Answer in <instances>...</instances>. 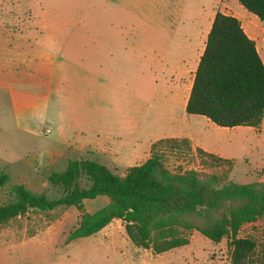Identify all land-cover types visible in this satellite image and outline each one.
<instances>
[{"label": "rangeland", "instance_id": "1", "mask_svg": "<svg viewBox=\"0 0 264 264\" xmlns=\"http://www.w3.org/2000/svg\"><path fill=\"white\" fill-rule=\"evenodd\" d=\"M230 2L4 0L0 25L35 35L53 25L47 34L63 42L59 47L65 66L52 88L46 135L31 136L22 124L19 129L8 96L0 97V174L10 176L0 190V205L13 200V184L49 199L62 197V189L48 178L63 172L67 160H88L81 151L84 146L135 155L161 138L188 140V145L157 151L172 174L215 175L217 187L264 181V119L258 129H229L188 115L182 94L188 93L189 77L178 82L194 64L193 52L203 43L197 42L199 32L207 27L213 9L217 12ZM259 39L264 40V29ZM79 40L87 41V46L83 48ZM205 148L232 163L211 166L199 156L198 149ZM145 155H152V147ZM110 170L120 177L128 171ZM82 186H87L85 180ZM108 202L106 197L85 200V211L95 213ZM80 215L74 207L29 210L0 225V264H232L226 239L215 244L194 232L188 245L155 255L132 244L117 219L99 233L70 243ZM246 236L254 237L259 248L264 246V217L243 227L240 237Z\"/></svg>", "mask_w": 264, "mask_h": 264}, {"label": "trees", "instance_id": "2", "mask_svg": "<svg viewBox=\"0 0 264 264\" xmlns=\"http://www.w3.org/2000/svg\"><path fill=\"white\" fill-rule=\"evenodd\" d=\"M237 1L264 22V0ZM185 111L221 128L258 129L262 125L264 62L236 17L216 12ZM181 143L188 145V140L167 138L153 143L152 155L129 168L125 177L95 160H69L63 172L48 178L53 187L63 191L57 199L13 184V200L0 205V225L29 210L74 207L81 220L69 242L91 237L117 219L124 223L132 244L155 255L188 245V236L197 232L215 244L226 239L232 264H264V246L259 248L252 236L240 237L245 225L264 217V181L217 187L215 175L196 171L172 174L157 151L161 147L175 149ZM198 153L211 166L232 163L201 149ZM9 182L10 176L1 173L0 190ZM98 197L108 198V204L87 213L84 201Z\"/></svg>", "mask_w": 264, "mask_h": 264}, {"label": "crops", "instance_id": "3", "mask_svg": "<svg viewBox=\"0 0 264 264\" xmlns=\"http://www.w3.org/2000/svg\"><path fill=\"white\" fill-rule=\"evenodd\" d=\"M3 1L4 0H0V11L3 10ZM213 1H215L216 4L220 3L222 0ZM230 1L231 4L220 9L219 12L236 17L241 22L245 33L255 42L257 51L264 62V57L261 55V51L264 50V40L259 39L260 32H263L264 29V26L261 24L264 22L260 21L256 16L249 15V12L240 4H237L236 1ZM10 8L12 10L14 8L13 5H11ZM44 14L49 17L45 12ZM215 14L216 12L213 9L208 19L207 27H203L204 29H202L204 31L201 29L199 32L197 42L202 39L203 43L199 49H197L198 45H196V49L192 55L194 64L188 68L183 75L178 77V82L184 79V76L189 77L188 93L186 95L182 94L185 106L193 85L194 74L200 57L204 52L207 36L211 29ZM53 29L54 26L51 25L44 34L35 35L32 32L27 34L26 31H21L18 28L0 25V97L4 95L8 96L9 105L17 121V127L20 129L22 124V130L35 137L40 136V134L46 135L50 131L47 128H43L47 121L50 96L52 88L58 80L57 72L60 74L65 66V63H63L64 61L61 59V57H63V52L59 47L63 42H61V39H59L57 35L47 34V31L51 33ZM87 44V41L79 40V45H82L83 48L86 47ZM91 45L94 47L95 43L91 41ZM79 53L81 52L79 51ZM41 127L43 128L42 130H40ZM181 135H184V133ZM161 139L151 141L149 146L139 149L136 151L135 155H120V151L110 153L106 149L94 147L93 149L89 148V150H85L87 149L86 146L81 148V151L88 155V160L98 161L109 169L112 167L113 171L119 168L129 169L134 167H129L130 163L138 164V159L143 158V162H145L150 157V155H145L146 151L151 149L153 143ZM134 148L136 147L134 146ZM205 150L207 153H211L206 148ZM216 156L229 159L220 155ZM63 157L64 156L61 158ZM133 159L134 161H132Z\"/></svg>", "mask_w": 264, "mask_h": 264}]
</instances>
